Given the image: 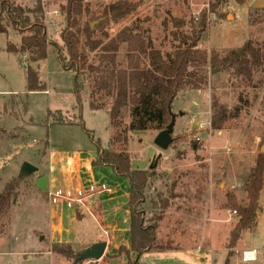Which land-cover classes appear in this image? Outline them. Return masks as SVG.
I'll return each mask as SVG.
<instances>
[{
	"label": "rangeland",
	"instance_id": "374dc122",
	"mask_svg": "<svg viewBox=\"0 0 264 264\" xmlns=\"http://www.w3.org/2000/svg\"><path fill=\"white\" fill-rule=\"evenodd\" d=\"M13 1L25 8H32L36 3V0ZM85 1L88 12L80 17V25L93 23L94 38L106 41L128 26L166 56L172 54L178 44L172 35L171 17L188 21L205 10L207 27L199 44L201 50L207 55L211 51L219 56L231 51L242 55L244 43L250 40L258 47L260 63L251 68L249 76L236 75L232 67L216 73H212L209 66L203 68L200 73L205 80L200 88L186 86L175 95L171 106L175 115L170 135L172 142L166 149L154 143L156 129L133 131L126 144L110 143L112 136L130 123V106L121 110L119 126H112L108 109L113 98L103 93L91 94L98 75L95 72L78 75L80 101L77 100L76 74L62 65L68 60L60 38L63 27L60 6L66 0H42L48 41L56 44L49 43L46 55L38 62H32L28 52H8L10 44L19 47L25 30L19 32L12 23L5 21L6 32H0V191L9 181L18 178L23 162L35 164L38 170L18 178L9 208L0 216V236L3 232L20 238L4 244L0 237V264H72V260L55 253L51 258L47 242L35 240L41 233L47 237L48 231L43 219L40 220L42 213L33 210L30 202L36 198L47 203L48 197L46 191H39L34 180L50 174V147L80 150L87 158L95 154L93 141L96 139L102 147L127 152L133 168L153 167L154 176L145 189L146 198L170 199L156 229V242L170 238L178 247L132 253L130 257L139 264H264V186L258 199L254 227L244 232L232 249L226 244L238 215L225 207L228 194H233L242 205L247 203L244 186L249 171L258 153H264L260 150L264 143V9L251 6L246 0H127L136 3L135 10L115 22L107 21L103 31L96 25L104 8L116 0ZM81 48L87 53L90 64L99 63V52H90L86 46ZM125 48L126 44L122 43L117 52L118 68L126 67ZM148 63L144 58L142 64ZM28 65L37 67L39 79L35 89L29 92L25 74ZM90 104L98 109L91 108ZM220 108L226 111V116L220 121V127L213 129L210 119L213 111ZM49 111H60L71 123H53L54 116L48 114ZM54 172L53 176L59 177L60 174ZM81 176L83 183L92 180L88 182L97 186L104 184L108 190L87 196L84 200L87 209L61 207L63 241L73 243L77 249H85V243L94 238L108 239L96 219L116 224L115 230L106 229L115 236L107 245L109 255L99 260H83L82 264H126V256L114 255L113 246L126 243L128 237L124 209L129 190L127 178L100 164L93 167L92 173L85 172ZM76 210L83 214L77 225ZM212 212L217 218V237L211 239L209 247L203 241L201 248H197L186 241L188 236L199 234L191 225L197 223L205 227ZM41 221L43 229L27 237L29 227ZM244 252L250 257L255 255L254 259L242 260ZM196 255L203 258L195 259Z\"/></svg>",
	"mask_w": 264,
	"mask_h": 264
},
{
	"label": "trees",
	"instance_id": "16d2710c",
	"mask_svg": "<svg viewBox=\"0 0 264 264\" xmlns=\"http://www.w3.org/2000/svg\"><path fill=\"white\" fill-rule=\"evenodd\" d=\"M135 8L136 3L127 0L110 3L104 8L96 28L103 30L107 21L115 22L133 12ZM60 9L63 14L60 38L68 54L67 62L62 65L72 69L76 74L77 100L80 101L78 75L95 72L98 75L92 85L91 94L103 93L113 98L108 109L112 126H119L118 116L121 110L127 105L130 106V123L121 131H117L110 139V143L119 141L126 144L129 133L133 131L156 129L159 132L164 129L170 122L171 106L176 93L186 86L200 88L205 80L200 71L206 66L210 67L212 73L232 67L236 75L249 76L251 68L257 67L260 63L258 47L250 40L244 43L242 55L238 51H231L225 56H219L216 51H211L207 55L201 50L199 44L207 27L205 10L188 21L171 17L174 27L172 35L178 44L172 54L163 56L150 41H146L141 34L134 33L128 26L122 27L111 37L104 32L108 37L106 41L94 38L95 29L91 28L90 23L80 25V17L88 12L85 0H66ZM44 20L42 0H36L32 8L16 5L13 0H0V32H6L5 21L12 23L19 32L25 30L21 35L19 47L8 45L7 50L10 53L28 52L32 62L42 59L46 55L47 45L56 44L55 41H48ZM122 43L126 44L127 64L125 68H118L116 56ZM81 46H86L90 52H99V63L90 64L87 53ZM144 58L149 60L146 66L142 64ZM25 74L27 92L33 91L39 82L37 67L28 65ZM90 106L98 109L91 104ZM225 112L221 108L213 111L210 119L211 128L220 127V121L226 116ZM48 114L54 116L53 123H71L60 111H49ZM93 145L97 152V160L92 161L91 166L100 164L111 167L117 175L127 178L129 186L125 204V209L129 213L128 245H120L114 255L124 254L126 264H139L130 257L132 253L177 248L170 238L162 243L156 242V229L170 204V199L161 196L146 198L144 195L147 184L154 176L153 167L145 170L133 168L127 152L116 151L110 146L102 147L99 139L94 140ZM18 180L12 179L0 191V216L9 208ZM263 186L264 153L259 152L244 186L247 203L245 205L238 203L233 194L227 196L225 207L235 210L238 215L226 244L229 249H232L244 232L251 230L255 213L259 209L258 199ZM78 212L79 210H76V213ZM50 250L56 255L72 260V264H82L77 258L84 248L77 249L70 243L56 242L50 245Z\"/></svg>",
	"mask_w": 264,
	"mask_h": 264
},
{
	"label": "crops",
	"instance_id": "0c3cea01",
	"mask_svg": "<svg viewBox=\"0 0 264 264\" xmlns=\"http://www.w3.org/2000/svg\"><path fill=\"white\" fill-rule=\"evenodd\" d=\"M246 1L249 5H251L253 7L264 9V0H246ZM44 92L46 93V92H48V90H44ZM94 151H95L94 155L85 158L82 156V153L80 150H76V149H74V150H62V149H53L50 147L49 156H48L50 174L48 175V183L46 186V191H48L50 188H53V187L75 186V185L82 184L84 182L82 179V176H81L82 173H85V172L92 173L93 172L94 166H91V162L97 160V152H96V150H94ZM33 165H35V164H33ZM36 167L38 168V166H36ZM54 171L57 172L58 174H60L59 177L53 176L52 173ZM88 181H92V180H88ZM43 193H45V192H43ZM261 193H262V191L260 192V197H261ZM126 196L128 197V192H127ZM47 197H48V195H47ZM46 202L47 203H45L43 201L36 200V198H33L32 201L30 202V206L33 207V210L40 211L42 213L40 220L43 219V221H44L43 225L45 226L44 228L46 229V232L48 231L47 237L44 235V233H41L38 237L36 236L35 240L40 242V243L42 241H46L47 247H48L47 253L51 255V258H53L54 253L50 250V245L52 243L64 242V243H70L72 245H73V243L68 242V241H63V228H62V220H61V215H60L61 207L63 206V204L61 202H58L56 204L51 203L49 201V199ZM125 204H124V209H125ZM125 211L127 213L126 219H127V223H128L129 213L126 209H125ZM215 215L216 214L214 212L210 213V217H208L209 222L207 223V225L205 227H203V225H201V224L197 225V223H193L191 226H194L197 229V231H199V234L197 236H193V237L188 236L186 238V241H188L190 243L192 242L193 244L196 245L197 248H201L202 242L205 241L206 242L205 244L208 245V247H209V245L211 243V239H213L215 236L217 237V233L215 231H217L218 224L216 222L217 218ZM82 216H83V214L80 213V211L78 213H76V219L77 220L74 219V220H76V225H77V221L79 219H81ZM96 220H97V222H99L100 228L103 230L102 231L103 235L106 236L108 239H107V241L102 240L101 239L102 236H101L99 238H94V240H92L90 242L85 243V245H86V247H88L89 245H91L95 242L105 241L106 247L104 250V255L102 256V257H105L106 254L109 255V253L107 252V245H110L111 238H115V236H111L110 232H108L107 230H109V229L115 230L116 224L111 225V224H107L105 222L104 223L101 222L100 219H96ZM41 223H42V221L39 224H32V226H30L28 229L27 237H32V234H34L38 230L41 231L43 229V227L40 226ZM254 223H253L252 228L254 227ZM76 225H75V227H76ZM8 230H9V228H8ZM126 230L128 233V228ZM179 235H180V233H179ZM0 237H1V240L4 242V244L9 240H13V241H19L20 240L19 236H17V235H13L12 237H10L9 235H6L3 232H2ZM171 237L173 238V236H171ZM122 244L128 245V237H127L126 243L124 242L121 244H117V245H114L113 247L117 250V248ZM194 257H195V259H202L203 258V257H201V255H196Z\"/></svg>",
	"mask_w": 264,
	"mask_h": 264
},
{
	"label": "water",
	"instance_id": "95a60500",
	"mask_svg": "<svg viewBox=\"0 0 264 264\" xmlns=\"http://www.w3.org/2000/svg\"><path fill=\"white\" fill-rule=\"evenodd\" d=\"M93 26V23L91 24ZM240 54V52H239ZM175 123V115H171L170 122L167 124V126L160 130L157 135L154 138V143L160 147L161 149H166L169 144L172 142V138L170 137L171 132L173 131ZM261 151H264V143L261 146ZM38 168L25 161L22 163V167L20 169L18 178H22L24 176H27L31 173L37 172ZM35 185L41 192L46 191V186L48 183V175H42L34 180ZM106 247L105 241H99L95 242L88 247H86L82 252L79 253V256L77 260L83 261V260H99L104 255V250Z\"/></svg>",
	"mask_w": 264,
	"mask_h": 264
},
{
	"label": "built area",
	"instance_id": "2783aa9c",
	"mask_svg": "<svg viewBox=\"0 0 264 264\" xmlns=\"http://www.w3.org/2000/svg\"><path fill=\"white\" fill-rule=\"evenodd\" d=\"M102 190H108V188L104 184H100L99 186H97L92 182L86 181V183H82L75 186L53 187L46 191V193L51 203L56 204L58 202H61L64 206L68 208L83 206L87 209L84 201L85 198L92 193L99 192ZM242 260L250 261L252 260V257H250L246 252H244Z\"/></svg>",
	"mask_w": 264,
	"mask_h": 264
},
{
	"label": "flooded vegetation",
	"instance_id": "af4514ba",
	"mask_svg": "<svg viewBox=\"0 0 264 264\" xmlns=\"http://www.w3.org/2000/svg\"><path fill=\"white\" fill-rule=\"evenodd\" d=\"M172 114H173V112H172ZM44 175H46V174H44ZM40 176H42V175H40ZM40 176H38V177H40ZM38 177H37V178H38Z\"/></svg>",
	"mask_w": 264,
	"mask_h": 264
},
{
	"label": "bare ground",
	"instance_id": "6f19581e",
	"mask_svg": "<svg viewBox=\"0 0 264 264\" xmlns=\"http://www.w3.org/2000/svg\"><path fill=\"white\" fill-rule=\"evenodd\" d=\"M255 255L252 257V259H254Z\"/></svg>",
	"mask_w": 264,
	"mask_h": 264
}]
</instances>
